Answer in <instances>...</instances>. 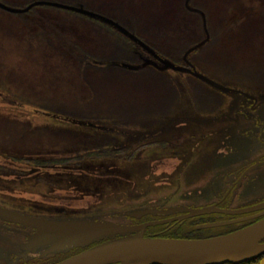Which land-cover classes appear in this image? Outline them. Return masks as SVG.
Here are the masks:
<instances>
[{
  "label": "rangeland",
  "instance_id": "rangeland-1",
  "mask_svg": "<svg viewBox=\"0 0 264 264\" xmlns=\"http://www.w3.org/2000/svg\"><path fill=\"white\" fill-rule=\"evenodd\" d=\"M82 1L74 4L58 0L56 3L70 4L75 9L87 7L95 15L102 10L107 14L105 17L121 20L122 25L135 29L168 52H176L178 47L176 43L163 40L168 35L179 47L205 38L201 17L194 13L187 15L189 12L185 11L187 0ZM256 1L261 15L257 22L251 23L257 25L258 30L251 37L254 45L260 46L264 44V0ZM251 3L252 0H232L225 8L240 5L244 8ZM211 4L210 0H190L188 3L189 10L206 13L209 42L199 49V54L190 53L187 60L199 74L223 87L264 94V57L258 55L262 54L260 51L252 54L254 57H235L231 47H219L217 52L214 47L210 48ZM170 12L174 16L170 17ZM20 22L23 26L22 20ZM88 38L87 35L80 37L82 41ZM1 39L6 43L4 48H8L6 40ZM229 39L231 37H227V41ZM0 54L2 63L15 62L6 57L5 51ZM172 58L181 57H166L169 63H173ZM147 61L153 68L127 66L128 72L114 68L105 74H88L99 89H88L91 95L85 98L91 96V99L88 102L80 98L84 103L69 102L68 98L62 100L60 97L58 101L62 102L43 104L58 98L57 92H67L73 87L64 89L56 85L49 88L36 82L23 86L19 80L28 83L30 78L26 77H32L30 82H33L38 75L27 76L19 70V76L10 83H1L0 206L41 220L120 223L116 218L118 214L151 208L207 205L204 200L207 199V187L202 178L210 179L209 142L201 138L202 127L178 118L182 114L196 117L198 111L194 109L222 108L233 101V94L220 93L183 72L163 68L152 58ZM8 68L14 70L15 65L3 72L7 73ZM0 76L4 77L3 74ZM101 82H104L103 86ZM171 104L170 112L167 108ZM44 106L67 112L74 110L88 121L55 117L43 111ZM60 133L74 135L77 141L72 137H57ZM103 149H123L125 154L118 158L84 159L71 165L38 166L32 163ZM8 241L6 238L4 245ZM4 245L0 246L3 253L8 251Z\"/></svg>",
  "mask_w": 264,
  "mask_h": 264
},
{
  "label": "trees",
  "instance_id": "trees-1",
  "mask_svg": "<svg viewBox=\"0 0 264 264\" xmlns=\"http://www.w3.org/2000/svg\"><path fill=\"white\" fill-rule=\"evenodd\" d=\"M57 1L0 0V52L5 51L6 57L15 61L11 63L8 61L9 64L0 61V74L4 75V77L0 76V84L10 83L17 75L19 76V70L27 76L31 74L38 75L33 79V82H30L32 77H26L30 78L28 83L19 80V83L23 86L36 82L40 86L47 85L46 87L49 88L56 85L64 89L70 85L76 89L79 88L78 90L75 89L76 91L57 92L58 98L51 99L43 104L54 105L57 102H62L58 101L60 97H62V100L64 97L77 102L80 101V98L84 99L86 95H91L88 89L91 87L93 89L96 88L94 78H91L88 74L117 69L125 63L141 65L144 62L141 57L146 52L138 43L124 36L111 25L93 16L79 12V10L60 6L56 4ZM59 1H72L75 2L74 4L83 2L82 0ZM210 1H212L210 5V36L212 37L210 48L214 47L217 52L219 47L224 49L231 47V53L234 50L232 55L235 57H254L252 54H258V51H260L262 54L258 55L264 57V44L255 46L253 37H251L256 31L258 32L257 25L251 24L252 22H257L258 17L261 15L260 10L257 9L258 2L252 0L248 7L243 8L240 5L241 7L236 6V8L228 9L225 6L232 0ZM63 5L66 4L63 3ZM170 14V17L174 16L173 13L170 12ZM66 15L70 16V18H64ZM102 15L105 16L106 14L103 12ZM162 17L166 19L164 15ZM108 18L113 20L110 16ZM20 20L24 23L23 26ZM116 22L119 23L124 31L132 34L137 40L150 47L161 57H178L177 55L183 53L187 47H179L177 41L169 39L168 36L171 35H168L163 40L178 45L176 52H168L164 48L152 44L154 41L148 40L145 35L139 34L135 29H129L122 25L121 23L123 22L121 20H116ZM232 26L238 27L233 29ZM85 35L89 38L82 41L80 37ZM50 36H53V38H42ZM1 37L6 40L8 48H4L3 44L6 43H2ZM227 37H231V39L227 41ZM3 58L6 60L5 57ZM174 62L179 64L178 61ZM14 65V70L8 68L9 71L7 73L3 72L7 67H13ZM122 68L127 70V67ZM41 75L48 77H42ZM80 90L85 93L82 94ZM95 154L90 153L88 155L92 156ZM116 154L118 153L106 151L95 156L108 157ZM65 163H68V161L37 162V164L41 165ZM217 230L226 231L228 228L220 227L203 230L195 226H183L182 228L178 226L176 230L166 231L161 238L204 239L209 237V233L211 235ZM154 232L151 230V233ZM100 242H96L91 248ZM85 250V248L72 249L55 254L49 259H41L37 264H58ZM241 264H264V256Z\"/></svg>",
  "mask_w": 264,
  "mask_h": 264
},
{
  "label": "flooded vegetation",
  "instance_id": "flooded-vegetation-1",
  "mask_svg": "<svg viewBox=\"0 0 264 264\" xmlns=\"http://www.w3.org/2000/svg\"><path fill=\"white\" fill-rule=\"evenodd\" d=\"M185 64L192 67L187 59ZM182 72L195 78L189 68ZM210 88L215 89L211 85ZM230 89L232 92L227 94H233L234 99L222 108H193L198 111L196 117L182 114L178 118L202 127L201 138L209 142L210 179L202 178L207 187V199H204L207 205L190 209L215 206L218 211L195 218H186L187 213H171V208L157 209L141 218H130L126 213L116 215L123 224L156 223L145 230L147 237H161L178 226L202 228L226 224L222 226L228 230H217L208 235L216 237L264 219V208H261L264 206V94L236 87ZM12 226L0 221V246L9 238L8 244L4 245L8 251L3 253L0 249V264H23L22 258L28 254L22 251V228ZM151 230L155 232L151 233Z\"/></svg>",
  "mask_w": 264,
  "mask_h": 264
},
{
  "label": "water",
  "instance_id": "water-1",
  "mask_svg": "<svg viewBox=\"0 0 264 264\" xmlns=\"http://www.w3.org/2000/svg\"><path fill=\"white\" fill-rule=\"evenodd\" d=\"M211 84L223 92L229 91ZM175 211L186 212V218H192L218 210L213 206L198 210L178 208L170 212ZM145 213L130 216L140 217ZM0 219L33 229L23 249L45 248L43 256L111 239L60 264H241L264 255V219L235 233L202 240L145 238L143 233L151 224L123 226L96 220H41L2 207ZM120 235L123 237L115 239Z\"/></svg>",
  "mask_w": 264,
  "mask_h": 264
}]
</instances>
